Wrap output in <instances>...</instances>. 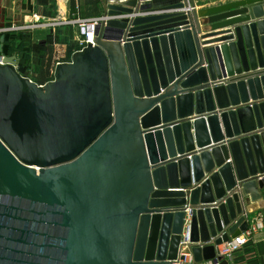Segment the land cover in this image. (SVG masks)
<instances>
[{
	"label": "water",
	"instance_id": "1",
	"mask_svg": "<svg viewBox=\"0 0 264 264\" xmlns=\"http://www.w3.org/2000/svg\"><path fill=\"white\" fill-rule=\"evenodd\" d=\"M110 1L53 80L3 55L0 264H173L186 247L230 264L217 247L264 213V0ZM201 19L234 29L200 43Z\"/></svg>",
	"mask_w": 264,
	"mask_h": 264
},
{
	"label": "crops",
	"instance_id": "2",
	"mask_svg": "<svg viewBox=\"0 0 264 264\" xmlns=\"http://www.w3.org/2000/svg\"><path fill=\"white\" fill-rule=\"evenodd\" d=\"M231 1L237 0H217L208 4H201L200 0H195L197 10H203L212 6L226 4ZM126 0L121 1H110V3L125 5ZM149 2L148 0H139V3ZM172 11H161V12H148V13H138L135 16L143 17L157 14H166L171 13ZM32 13H37L46 18H58L61 20H72L75 17L81 16L85 18H94L103 16L104 10L100 0H0V26L6 24L7 22L14 23H23L25 20H29ZM127 15H121L118 18H126ZM201 22H206L205 19H201ZM183 28V27H179ZM234 27H225L217 29L211 32L210 25L206 22L201 24L202 32L198 35V38L201 42H213L215 40H221L225 36H229L226 33L229 30H233ZM38 32L47 33L49 36L53 31L41 30ZM52 32V33H51ZM54 33H57L59 37V42L54 45V61L57 63L60 62H69L66 61V55L72 48V52L78 51L76 48L77 44L75 41L78 40L77 29L72 26L61 25L57 28ZM213 34L214 36L201 39L204 35ZM40 43H45V40L40 41ZM224 42L211 43L209 45L201 46L202 50L206 48L216 47L222 45ZM56 53V56H55ZM72 53V54H73ZM263 69H258L257 72H262ZM54 70L52 71V74ZM253 74L252 71L248 73L243 72L239 76H247ZM235 77L227 78L236 79ZM31 79V78H30ZM32 80V79H31ZM226 80V79H225ZM33 81V80H32ZM211 84V82H210ZM253 101L250 100L248 104H252ZM218 111V110H217ZM197 115L194 113L190 117H187L185 120H194ZM193 122V121H192ZM200 149H197L199 151ZM263 200H264V187L260 190ZM240 196H243L242 192L239 193ZM190 215L186 216V224L190 222ZM250 229L259 222L264 223V213L261 210L256 211L252 216H250ZM243 235V234H240ZM239 235V236H240ZM203 264H211L209 262H204ZM230 264H264V230H259L254 232L250 237L248 242L241 247L233 256Z\"/></svg>",
	"mask_w": 264,
	"mask_h": 264
},
{
	"label": "built area",
	"instance_id": "3",
	"mask_svg": "<svg viewBox=\"0 0 264 264\" xmlns=\"http://www.w3.org/2000/svg\"><path fill=\"white\" fill-rule=\"evenodd\" d=\"M106 18L94 17H75L72 20H61L58 18H46L37 13H32L29 20L23 23L7 22L0 26V40L7 34L12 33H32L41 30L56 31L61 25L72 26L77 29L79 50L85 48L88 44H94L96 26L105 21ZM1 43V42H0ZM3 55H0V64H2ZM18 65V63H17ZM264 230V223L259 222L251 229L249 228L243 235L230 239L227 243L217 247V256L223 257L229 263L232 261L234 254L243 247L249 240V237L256 231ZM181 256L184 259H178L173 264H198L194 261L192 253L189 248L181 250ZM210 263V262H209ZM203 264V263H202Z\"/></svg>",
	"mask_w": 264,
	"mask_h": 264
},
{
	"label": "trees",
	"instance_id": "4",
	"mask_svg": "<svg viewBox=\"0 0 264 264\" xmlns=\"http://www.w3.org/2000/svg\"><path fill=\"white\" fill-rule=\"evenodd\" d=\"M30 33H12L7 34L4 37V43L2 44V52H0V55H7L12 56L15 55L11 53L12 47L15 46V43H19V45L22 43L21 40H24L25 36H29ZM59 42V37L57 33L50 34L47 36V39L45 40V43H38L36 45H32L30 47H25L23 49L24 54H31L32 55V64L35 66V70L33 71V77L29 76L28 73H25L24 70L29 67L26 63H24V60L22 54H17L18 58V65L17 70L18 72L24 76L31 78L34 82L43 85L51 80H53V74L52 71L54 70L56 66V61H54V49L53 45L54 43ZM1 45V43H0ZM80 47L77 49L79 50ZM72 48H70V51L67 53L66 61L71 60L72 56ZM27 58V55L25 56Z\"/></svg>",
	"mask_w": 264,
	"mask_h": 264
},
{
	"label": "rangeland",
	"instance_id": "5",
	"mask_svg": "<svg viewBox=\"0 0 264 264\" xmlns=\"http://www.w3.org/2000/svg\"><path fill=\"white\" fill-rule=\"evenodd\" d=\"M217 0H200L201 4H208V3H211V2H215ZM19 24V23H17ZM52 33V32H51ZM52 34H55V33H52ZM47 33H42V32H32L29 34V36H25L24 40H21L22 43L19 45V43H15V46L12 47V50H11V53L15 54V56H18L17 54L21 55L22 54L24 56H22L23 60H24V63L27 64V66L29 67V69H25L24 72L25 73H28L29 76L33 77V71L35 70V66H33L32 64V55L31 54H24L23 52V49L25 47H30L32 45H36L38 43H40V41L42 40H46L47 39ZM75 43L77 44L76 48H79V43H78V40L75 41ZM56 43H54L55 45ZM54 45H53V49L55 51V48H54ZM27 55V58L25 57ZM55 56H56V53H55ZM67 56V55H66ZM67 58V57H66Z\"/></svg>",
	"mask_w": 264,
	"mask_h": 264
}]
</instances>
